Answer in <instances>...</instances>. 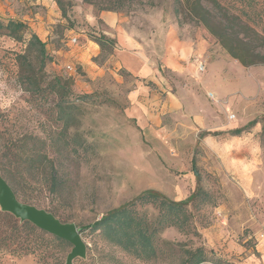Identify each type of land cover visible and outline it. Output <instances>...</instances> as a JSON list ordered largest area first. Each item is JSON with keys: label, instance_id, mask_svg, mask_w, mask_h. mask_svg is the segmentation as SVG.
Wrapping results in <instances>:
<instances>
[{"label": "rangeland", "instance_id": "1", "mask_svg": "<svg viewBox=\"0 0 264 264\" xmlns=\"http://www.w3.org/2000/svg\"><path fill=\"white\" fill-rule=\"evenodd\" d=\"M218 1L264 37V0ZM207 8L216 13L210 5ZM175 9L181 8L174 0H0L2 22H23L28 29L25 38L39 31L49 57L45 82L69 79L68 99L78 106L75 125L64 138L54 108L58 99L48 92L30 95L18 81L16 55L23 52L24 43L0 34V175L6 180L5 149L23 136L43 139L61 186L53 193L46 181L36 183L17 192L16 198L74 224L78 231L145 190L181 201L199 189L188 207L190 232L163 230L160 237L169 245L156 259L136 260L87 230L80 232L86 255H112V264H180L183 250L203 247L208 259L220 264H264V48L258 49L256 64L241 65L236 74L227 68L230 86L218 96L198 92L201 74L194 64L185 76L161 70L164 91L149 82L146 86L156 97L144 96L141 109L129 110L128 95L136 78L118 69L114 50L112 55L102 54L93 41L103 34L116 43L112 30L97 17L94 24L87 18L90 12L120 14L122 29L143 43L149 56L159 52L171 26L204 30L219 44L203 25L177 16ZM88 41L97 48L95 56ZM81 59L89 62L82 64ZM252 120L254 126L230 135ZM70 139L82 145L67 144ZM193 160L199 180L192 171ZM143 210L156 215L150 206ZM10 216L17 224V240L0 251V264H40V255H60L65 261L69 243L46 245L20 226L24 222ZM3 231L10 227L0 221V234Z\"/></svg>", "mask_w": 264, "mask_h": 264}, {"label": "trees", "instance_id": "2", "mask_svg": "<svg viewBox=\"0 0 264 264\" xmlns=\"http://www.w3.org/2000/svg\"><path fill=\"white\" fill-rule=\"evenodd\" d=\"M174 1L181 8L175 9L177 16L183 15L189 22L203 25L219 41L218 45L223 48L222 50L240 65L248 67L257 63L258 49L264 48V37L244 23L238 15L230 14L218 0ZM238 1L241 2V0ZM246 1L248 4L251 0ZM58 4L62 8L61 1H58ZM208 5L216 11L215 14H212L211 10L207 8ZM244 16L249 19L250 15L248 16L244 12ZM62 17L66 18L63 9ZM27 30V26L21 21L8 20L4 23L0 20L1 35L16 42L24 43L23 52L16 55L20 85L30 95L48 92L58 99L54 105V108H57L56 120L61 124L59 134L66 138V135H70L69 130L75 125L73 114L78 109V106L68 99L71 95L68 87L69 79L53 77L45 82L43 69L46 61L49 60L45 43L35 33H31L28 38H25ZM93 41L99 46L102 54L112 55L115 47L113 39L102 34L95 37ZM252 42H255V45ZM96 59L94 58V62ZM255 124L256 121L252 120L245 126L231 131L230 135L238 136ZM262 134L264 136V126ZM74 136L75 133L71 135V137ZM67 144L76 147L82 145L80 141L73 139L67 140ZM45 145L43 139L23 136L19 143L5 149L6 161L2 170L6 180L3 179L16 197L17 192L27 190L36 183L46 181L49 190L53 193L61 186L55 172H53L54 166L47 156ZM195 170L193 160L192 171H194L196 179L199 180ZM198 193L199 189L181 201H173L158 191L145 190L122 205L108 210L98 220L80 226L79 233L87 230L89 233L96 234L106 243L120 249L136 260L145 262L154 260L163 252V247L169 245L160 237L163 230L175 227L181 232H190L191 214L188 207L197 199ZM22 199H24L22 201L26 200L25 197ZM146 206L153 208L156 215L150 216L143 210ZM11 219L10 215L0 212V221L8 223L10 227V231H3L5 233L0 234V251L9 249L17 240V224ZM20 226L29 228L36 238L45 244L47 243L46 245L68 246L66 241L51 236L28 222H24ZM27 252L28 249L25 253ZM182 255H184V259L180 261V264H220L208 259L203 247L183 250ZM98 258L86 255L85 259H77V262L79 264H112V255H100ZM40 260V264H65L60 255H40Z\"/></svg>", "mask_w": 264, "mask_h": 264}, {"label": "crops", "instance_id": "3", "mask_svg": "<svg viewBox=\"0 0 264 264\" xmlns=\"http://www.w3.org/2000/svg\"><path fill=\"white\" fill-rule=\"evenodd\" d=\"M95 17L112 30V37L116 40L114 56L118 60V69H123L130 76L136 78L134 89L128 95L129 110L141 109L143 107L142 101L147 99L144 96H155L154 92L146 86L149 82L164 91L161 70L166 69L183 76L191 73L194 67L193 57H199V60L204 64V70L200 72L201 76H198V83H196L198 92L202 95L205 92H212L218 96L220 91L228 90L230 85L227 68L231 67L235 74L241 70L240 68H243L226 54L204 30L193 31L171 26L164 32L165 40L159 45V52H156L154 56H149L143 48V43H138L132 34L122 29L123 19L120 14L101 12L94 16L90 12L87 17L90 24H94ZM36 34L40 38L39 31ZM170 36L171 39H169ZM88 43V48L92 49L95 56L97 54L96 46L90 41ZM81 62L87 64L89 61L81 59ZM233 89L236 90L237 86ZM170 101L173 102V100Z\"/></svg>", "mask_w": 264, "mask_h": 264}, {"label": "water", "instance_id": "4", "mask_svg": "<svg viewBox=\"0 0 264 264\" xmlns=\"http://www.w3.org/2000/svg\"><path fill=\"white\" fill-rule=\"evenodd\" d=\"M0 211L12 215L22 223L29 222L37 229L69 243L71 250L66 256L65 264H73L76 259H85L86 244L82 240L77 227L74 224L60 222L43 209L18 201L1 175Z\"/></svg>", "mask_w": 264, "mask_h": 264}, {"label": "built area", "instance_id": "5", "mask_svg": "<svg viewBox=\"0 0 264 264\" xmlns=\"http://www.w3.org/2000/svg\"><path fill=\"white\" fill-rule=\"evenodd\" d=\"M192 62L196 65L197 71L200 73L204 70V64L199 60V57H193ZM68 70H71V67H67Z\"/></svg>", "mask_w": 264, "mask_h": 264}]
</instances>
